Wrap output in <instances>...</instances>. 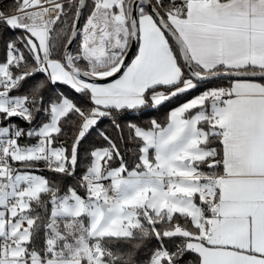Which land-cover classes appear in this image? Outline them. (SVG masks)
Returning <instances> with one entry per match:
<instances>
[{"label":"snow or ice","instance_id":"1","mask_svg":"<svg viewBox=\"0 0 264 264\" xmlns=\"http://www.w3.org/2000/svg\"><path fill=\"white\" fill-rule=\"evenodd\" d=\"M0 47V264H264V0H0Z\"/></svg>","mask_w":264,"mask_h":264},{"label":"trees","instance_id":"2","mask_svg":"<svg viewBox=\"0 0 264 264\" xmlns=\"http://www.w3.org/2000/svg\"><path fill=\"white\" fill-rule=\"evenodd\" d=\"M4 2L7 3V4H12V3H14V0H4ZM85 15H87V13H85ZM75 47H74V49H75ZM2 58H3V49H2V47H0V59H2ZM221 83H223V82H221ZM23 91H25V88L21 89V92H23ZM55 91H63L66 94L72 96L78 102H82L81 98L78 96V94H74L67 86H57ZM200 91H201V89H199V88L197 90H193L190 93L185 94L182 99L183 100H187V99L191 98L192 96L198 95ZM54 94H55V92H53V95ZM174 106H176V105H168L167 107L161 108L159 110L146 111L142 116H140V118H139V120L137 122H139V123H147V121L149 119H151V118H156V119H159V120H163L166 117L167 112L171 109V107H174ZM41 119H44V117L38 116L36 123H39V121ZM14 122L21 124V126H23L25 128L28 127L27 124H25L24 122L20 121L18 118H14ZM98 127H99V129L105 130V131H107L109 134H111L113 136L116 135L115 130L112 128L111 121L109 119H107V118H104L100 122ZM34 141L35 140L33 139L31 141H22V142L32 143ZM68 142L70 144L71 140H69ZM103 143H104V141L99 138V136L97 135V132L93 131L91 136L82 144L81 154H83L85 152V150L87 148H89L91 145H93V144L102 145ZM82 171H83V161H81L80 166H78V168H77V177H79V175H80V173ZM43 175H45V176H47V177H49V178H51L53 180H57V181H59L61 179L58 176V174H55V173H52V172L45 171L43 173ZM63 183L64 184H74L75 180L67 179V180H64ZM143 255H145V253H141V257H143Z\"/></svg>","mask_w":264,"mask_h":264},{"label":"water","instance_id":"3","mask_svg":"<svg viewBox=\"0 0 264 264\" xmlns=\"http://www.w3.org/2000/svg\"><path fill=\"white\" fill-rule=\"evenodd\" d=\"M81 23H83V18L81 20ZM74 47H75V45L73 46V48ZM137 48H138V45L136 43H133L132 49L129 51L128 56L126 58V61H125L126 64L131 62L132 57L134 56ZM105 82H111V80L109 79L108 81H105Z\"/></svg>","mask_w":264,"mask_h":264},{"label":"crops","instance_id":"4","mask_svg":"<svg viewBox=\"0 0 264 264\" xmlns=\"http://www.w3.org/2000/svg\"><path fill=\"white\" fill-rule=\"evenodd\" d=\"M137 50H138V48H137ZM137 50H136V51H137ZM135 54H136V52H135ZM135 54H134V56H135ZM134 56L132 57V59L134 58Z\"/></svg>","mask_w":264,"mask_h":264},{"label":"built area","instance_id":"5","mask_svg":"<svg viewBox=\"0 0 264 264\" xmlns=\"http://www.w3.org/2000/svg\"><path fill=\"white\" fill-rule=\"evenodd\" d=\"M36 141L32 142V143H35Z\"/></svg>","mask_w":264,"mask_h":264},{"label":"rangeland","instance_id":"6","mask_svg":"<svg viewBox=\"0 0 264 264\" xmlns=\"http://www.w3.org/2000/svg\"><path fill=\"white\" fill-rule=\"evenodd\" d=\"M192 97H193V96H192ZM192 97H191V98H192ZM191 98H189V99H191ZM187 100H188V99H187Z\"/></svg>","mask_w":264,"mask_h":264}]
</instances>
